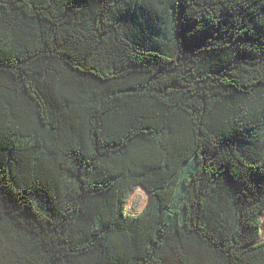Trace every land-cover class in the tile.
Masks as SVG:
<instances>
[{"label": "trees", "instance_id": "obj_1", "mask_svg": "<svg viewBox=\"0 0 264 264\" xmlns=\"http://www.w3.org/2000/svg\"><path fill=\"white\" fill-rule=\"evenodd\" d=\"M263 211L264 0H0V264H264Z\"/></svg>", "mask_w": 264, "mask_h": 264}, {"label": "rangeland", "instance_id": "obj_2", "mask_svg": "<svg viewBox=\"0 0 264 264\" xmlns=\"http://www.w3.org/2000/svg\"><path fill=\"white\" fill-rule=\"evenodd\" d=\"M147 202V192L142 187H135L130 191L127 201V210L129 213L140 212ZM262 228L259 240L264 239V211L261 213Z\"/></svg>", "mask_w": 264, "mask_h": 264}]
</instances>
